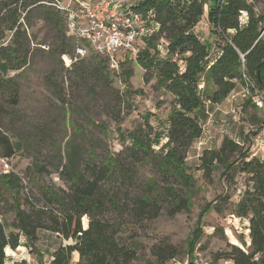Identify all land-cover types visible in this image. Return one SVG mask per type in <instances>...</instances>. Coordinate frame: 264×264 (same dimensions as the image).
I'll use <instances>...</instances> for the list:
<instances>
[{"label":"trees","instance_id":"16d2710c","mask_svg":"<svg viewBox=\"0 0 264 264\" xmlns=\"http://www.w3.org/2000/svg\"><path fill=\"white\" fill-rule=\"evenodd\" d=\"M53 3L54 0H0V64L8 71L19 73L7 77L0 69V124L9 113L6 106L16 108L21 103L19 77L40 53L38 45L48 43L47 57L55 65L45 77V85L55 103L51 106L56 117L64 123L67 115H73L69 124L74 131V136L65 144V154L60 151L54 168L65 188L44 182V177L51 176L52 171L41 157L32 159L23 176L0 174V185L10 196L9 199L4 194L0 196V264H27L26 261H6V248L17 250L22 236L26 237V247L39 262L42 258L36 249L39 231L75 242L59 247L50 264H71L74 254H78L77 264H138L136 249L122 241L121 233L126 223L141 225L156 220L165 207L171 216L191 211L197 180L189 173L187 158L193 143L203 135L196 114L200 105L205 101L221 104L237 88L243 87L251 94V99L245 102V112L251 106L252 98L264 93V13L255 0H139L138 9L145 14L151 12L158 25L151 40L168 42L172 56L190 54L182 71L178 62L169 58L157 59V70L144 67L153 77L159 73L161 86L165 85L174 97L167 119L168 141L156 151L153 148L154 129L147 121L146 129L135 131L133 142L126 150L99 156L80 143L79 138L88 125H94L104 134L107 128L98 121L80 124L75 107L78 101L73 95L82 88L96 95L104 91L117 93L109 61L106 56L92 54L89 59L65 69L63 57H73L77 45L67 35L64 16ZM205 6L208 24L219 40V55L214 60H210V46L194 33L199 20L204 17ZM244 14L247 16L245 22L241 19ZM39 22L43 24L40 31L45 32L41 43L31 33ZM137 58L141 60L140 56ZM120 68L122 82L129 87L134 75L131 60L120 61ZM200 75L208 83L206 88L199 85ZM128 94L129 91L123 92L125 96ZM112 97L120 107L112 120L119 124L124 96L118 93ZM253 108L258 106L254 104ZM41 128L36 130L39 137L22 135L26 142L19 145L20 149H29L31 142L41 144L47 127ZM199 161L205 180H212L214 173L221 170L227 183H233L238 174H245L253 186L235 209L238 217L249 220V248L246 250L229 243L224 251L213 255L210 264L221 261L264 264V161L252 158L249 147L228 136L223 138L219 148L205 149ZM147 164L168 182L167 187L161 189L152 177L141 183L140 190L139 168ZM24 181L35 188L37 199L33 193L24 194ZM169 181L180 184L181 189ZM210 209L207 204L200 222ZM12 214L14 219L9 223L6 216ZM84 218L89 219L87 228L83 227ZM200 239L201 233L197 229L188 244L190 257ZM242 244L246 246L244 241ZM152 254L158 263L165 264L177 259L180 252L163 240L154 245ZM194 263L190 261V264Z\"/></svg>","mask_w":264,"mask_h":264},{"label":"rangeland","instance_id":"374dc122","mask_svg":"<svg viewBox=\"0 0 264 264\" xmlns=\"http://www.w3.org/2000/svg\"><path fill=\"white\" fill-rule=\"evenodd\" d=\"M255 1L258 3L260 11L264 13V0ZM207 15L208 8L205 6L204 17L199 20L194 31L203 43L210 46V60H214L219 55V48L217 47L219 40L217 41L218 37L208 25ZM41 27L43 24L39 22L38 26L31 29V33L38 37V43L44 42L45 32L40 31L42 30ZM151 39L147 41L139 54L141 60L138 58L131 60L134 75L130 79L129 87H126L122 82L124 79L121 77L122 69L119 67L118 70H113L109 66L113 85L117 91L114 94L118 95L119 93L124 96V104L121 107V123L116 124L112 120V115L120 110V107L112 97L114 94L111 91H104L101 95H96L82 88L80 91H75L73 95L78 101L75 107H77L76 117L80 124H84L86 121L91 123L98 121L107 128V133L104 134L94 125H88L79 138L80 143L82 142L87 149L94 151L99 156L106 153L118 154L126 150L133 142L135 131L146 129L145 123L147 121L154 129L153 148L156 151H159L168 141L167 119L173 107L174 97L167 91L165 85L161 86L162 76L156 73L153 77L147 73L146 69L157 70L156 60L169 58L176 60L180 71H182L185 67V59L190 54L172 56L168 51V42H165L164 46L161 47L160 41L155 42ZM38 48H40V53L33 57L30 67L19 77L21 84L20 105L16 108L6 106L9 113L4 116L0 124V160L2 159L10 165L11 173L23 176L25 169L32 163V159L41 157V160L45 161L52 171L51 176L44 177V182L58 188H65L59 175L54 172V168L57 165L60 151L65 154V144L74 136V131L69 124L73 115H67L65 123L63 119L56 117V112L51 106L55 104L53 97L45 85V77L53 71L55 65L47 57L50 49L49 44L38 45ZM91 55L85 60L89 59ZM62 63L66 69L63 60ZM0 69L7 77H14L19 74L8 71L1 64ZM199 85L201 88L208 86L205 77L201 75ZM128 91V95H123V92ZM249 99H251L249 91L239 87L221 104L205 101L200 105L196 114L203 127V135L193 143L187 158V164L190 167L189 173H192L197 180L196 194L193 195L191 201V211L171 216L165 207L156 220L146 221L141 225H135L128 221L127 226L122 230L121 237L123 242L136 249L138 264H161L154 258L152 249L154 245L163 240L177 247L180 252L177 259L165 264H190V261L195 262L194 264H210L213 255L218 251H224L229 243L241 246L246 250L249 248V220L238 217L235 212L236 206L242 200L245 192L253 187L249 176L238 174L235 181L229 184L222 178L221 170L216 171L212 180L209 181L203 178V173L199 169V158L203 151L219 148L225 136L240 144H245L246 147L250 148L252 158L264 161V148H260V142L264 137V93L253 97L251 106L244 112L245 102ZM258 100L262 101L263 107L253 108L254 104L257 105L255 102ZM43 126H46L47 130L43 134L41 144L31 142L29 149H20L19 145L26 142L24 138H21L22 135L33 138L39 137L40 134L36 130L39 131ZM246 139L248 140L247 143L245 142ZM93 143L95 146L92 147L91 144ZM86 157L88 158V155ZM1 173L2 166L0 163ZM152 177L156 178V183L161 189L167 187L168 182L162 176L155 174L151 164H147L139 168L140 190L142 188L141 183ZM169 182L181 189L180 184L173 181ZM23 185L25 195L33 193L36 199L38 198L37 191L28 181H24ZM1 194H4L8 199L10 198L0 185V196ZM207 204L210 205L211 209L200 222V215L203 214ZM112 217L115 218L116 214H112ZM6 218L10 223L13 221L14 215H7ZM88 223L89 219L84 218L83 227L87 228ZM197 229L200 230L201 239L190 257L188 244ZM38 237L39 242L36 244V249L42 257L39 261L41 264H49L54 252L62 245L75 244L72 240L63 241L57 235L47 231H39ZM25 238L24 236L21 237L22 248L20 250L19 248L17 250L11 249L15 252L14 255H8L5 250L8 263L27 262L26 256H31L29 258L30 264L38 263L36 255L26 247L27 240ZM243 241L246 246L242 244ZM77 263V254H74L71 264ZM219 264L231 263L221 261Z\"/></svg>","mask_w":264,"mask_h":264},{"label":"built area","instance_id":"2783aa9c","mask_svg":"<svg viewBox=\"0 0 264 264\" xmlns=\"http://www.w3.org/2000/svg\"><path fill=\"white\" fill-rule=\"evenodd\" d=\"M138 1L54 0L53 5L64 16L67 35L77 45L73 57H63L65 66L69 68L91 54L106 56L113 70L119 69L120 61L136 59L158 31L153 14L140 11ZM165 42L162 39L160 46ZM255 103L263 107L262 101ZM260 148H264V137ZM0 163L2 173H11L8 163L2 159Z\"/></svg>","mask_w":264,"mask_h":264},{"label":"crops","instance_id":"0c3cea01","mask_svg":"<svg viewBox=\"0 0 264 264\" xmlns=\"http://www.w3.org/2000/svg\"><path fill=\"white\" fill-rule=\"evenodd\" d=\"M242 19V21L244 20V22L246 21V19H247V16H246V14H244L243 15V17L241 18ZM209 25V24H208ZM197 27V26H196ZM195 27V28H196ZM195 30V29H194ZM194 33H195V31H194ZM196 34V33H195ZM26 239V238H25ZM27 240V239H26ZM9 248V247H8ZM20 248H22L21 246L19 247V250H20ZM23 249H25V248H23ZM31 256H26L25 257V259L27 260V261H29ZM36 260L38 261V259L36 258ZM79 259H78V254H77V261H78ZM37 263V262H36ZM51 263V260H50V262H49V264ZM37 264H39V262L37 263ZM232 264V263H231Z\"/></svg>","mask_w":264,"mask_h":264},{"label":"bare ground","instance_id":"6f19581e","mask_svg":"<svg viewBox=\"0 0 264 264\" xmlns=\"http://www.w3.org/2000/svg\"><path fill=\"white\" fill-rule=\"evenodd\" d=\"M6 253L8 255H14L15 254V252H13L10 248H6Z\"/></svg>","mask_w":264,"mask_h":264},{"label":"water","instance_id":"95a60500","mask_svg":"<svg viewBox=\"0 0 264 264\" xmlns=\"http://www.w3.org/2000/svg\"><path fill=\"white\" fill-rule=\"evenodd\" d=\"M58 237H60V236L58 235Z\"/></svg>","mask_w":264,"mask_h":264}]
</instances>
